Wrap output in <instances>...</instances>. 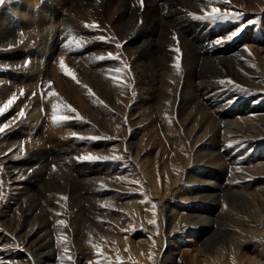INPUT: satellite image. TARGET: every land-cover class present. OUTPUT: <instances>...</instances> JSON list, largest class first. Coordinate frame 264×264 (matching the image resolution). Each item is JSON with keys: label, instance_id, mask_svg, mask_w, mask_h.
<instances>
[{"label": "rangeland", "instance_id": "374dc122", "mask_svg": "<svg viewBox=\"0 0 264 264\" xmlns=\"http://www.w3.org/2000/svg\"><path fill=\"white\" fill-rule=\"evenodd\" d=\"M80 1L85 9L78 14L76 24L84 26L89 37L83 40L79 55L91 59L86 65L88 72L100 63L111 64L109 81L101 77L99 80L94 77L93 82L83 78L85 64L78 65L83 70L76 84L79 90L75 87L71 94L76 97L70 96L68 100L61 91L57 92L61 107L56 114L67 115L68 120L53 121V102L49 99H43L44 105L36 108V113L39 109L43 112L42 120L33 117L32 107L27 105L22 108L12 105L0 114V127L8 126L0 133V262L264 264V170L261 169L264 167V0H205L202 6L194 7L199 9L187 13L191 21L226 31L225 35L219 33L216 37V41H226L215 43L216 50L223 52L219 54L229 55L225 50L231 47L239 52L236 64H217L206 75L212 78V93L220 96V104L226 111L236 112L231 118L253 114L257 119V124L247 131L233 126L235 129L230 134L225 132V119L214 115L222 133L218 137L212 132L199 137L197 129L188 133V127L193 126L181 121L180 111H188L191 104L184 97L189 63L185 47L191 41H182V28L168 30L165 42L170 54L168 60L165 63L157 60L158 65L148 66V59L138 58L126 49L128 45L121 41L118 28L114 27L112 12L105 9L106 0ZM26 4L33 6L35 16L23 9ZM46 5L45 0H6L0 5V17L14 29L10 31L12 38L0 33V75H6L4 80L9 79L12 70H18L10 66V61L45 43L41 34L46 27L38 21L47 12ZM205 5L218 8L221 13L242 11L244 16L241 20L198 19L211 11ZM145 9L138 11L137 30L146 38L143 44H152L156 28L146 22ZM247 21L255 23L228 41L227 36ZM89 24H98L99 28L85 27ZM100 36L109 39L101 41ZM177 47L179 53L175 51ZM109 53L120 58H107ZM90 55L106 58L96 62ZM118 68L120 72L115 71ZM16 80V86L25 87L22 76ZM11 93L10 90L4 91V96L0 93V107L12 97ZM201 93L198 95L203 104ZM153 94L154 99L149 100L148 96ZM183 101L186 110H180ZM65 103L77 111L64 109ZM161 104L163 107H159ZM211 106H214L211 101L204 103V108ZM21 110L25 113L23 117L19 115ZM77 114L83 119H77ZM24 125L38 130L34 128L33 133L25 134ZM215 139L223 145L218 152L225 160L226 172L218 208L210 215L214 220L208 228V237H203L196 213L210 203L201 196L200 180L215 173L206 156L207 151L215 149ZM28 141H34V148L28 147ZM60 147H69V151L64 153ZM35 153L45 157L43 171H47L51 186L46 185L47 180L41 193L33 190V195H21L31 181L33 167L32 170L26 167L33 162L31 157ZM88 155L108 159L82 158ZM237 156L249 160L242 169L235 170L237 166L231 160ZM74 179L82 183L76 198ZM60 220L65 223H58ZM152 220L156 225L149 223Z\"/></svg>", "mask_w": 264, "mask_h": 264}, {"label": "bare ground", "instance_id": "6f19581e", "mask_svg": "<svg viewBox=\"0 0 264 264\" xmlns=\"http://www.w3.org/2000/svg\"><path fill=\"white\" fill-rule=\"evenodd\" d=\"M45 1L47 4L46 5L47 12H44L43 17L40 18V20L38 21L39 24L46 27L45 33L41 34L42 41L45 43H43V45H41L39 48L33 49L30 53L29 52L25 53L22 56L18 55V57H16L15 60L10 61L9 62L10 66L14 68H18V70H12L11 74L8 76L9 78L8 80H4V78H6L5 77L6 75L4 73H2L3 75H0V93L2 94L4 91L10 90L12 92L10 95L12 97L13 96L17 97L13 105H15L17 108H22L25 105H27L25 107H32L31 113L34 115L33 117H35L38 120L43 118L42 117L43 112L40 113L41 110L39 109L38 112L36 113V108L42 107L43 99L45 101L49 99L51 102H53V104L54 103L60 104L58 103L59 101L57 98L59 97V95L51 96L49 95V93L52 92L57 93L58 91H61V93L63 94L62 96H65L69 100L72 97L71 94L76 87L77 82L72 78H70L69 76H66L64 71L61 69L60 57H64L65 65L68 68L74 70L78 80L79 78L82 77V76L79 77V75L82 74L81 72L83 70V68L79 67L78 65L85 64L83 70L84 73L82 74L83 78L86 79L87 77V79H91L92 82L94 77H98V80L99 77L108 80L107 77L110 74L108 70L110 71L112 69V66L111 68H109L111 64L100 63L98 66H96V68L91 69L90 72H88L89 70H86L87 69L86 65L89 64L91 59L86 58V56L79 55V52H81L79 51L81 49V45L84 44L83 40L88 36L87 29L82 28L84 26H79V24L78 25L76 24L80 16V15L78 16V14L85 9L83 7L84 3H82L80 0H45ZM86 1L89 2V0ZM41 2L43 4V1ZM203 2L205 3V0H144V4L143 6H141L139 0H106L105 9L106 11L112 12V17H114V21H115L114 27L118 28L119 31L118 33L121 38V41L128 45V47L126 48L128 52L131 53L132 55L137 56L138 58L148 59V61L146 62L148 66H151L152 64L155 65L158 61L160 62L164 61L165 63V61L168 60V56L170 54L168 53V50L165 48L166 46L165 42L169 33L168 31L169 29L182 28L181 29L182 41L186 43L188 41H191L189 42L191 45L187 43V46L185 47L187 50V55H188L187 57L189 58L188 60L189 63L187 66L188 77L186 82V88L188 89L185 91L186 95H184L185 100L189 99L191 101V104L190 107L188 106L190 108L188 111L186 112L180 111V117H182L181 118L182 124L184 125L189 124L193 126V127L191 126L188 127V133L192 134L197 129L199 132L198 133L199 137L206 136V134H208L209 132H212V135L218 137L222 133L219 129V125L217 121L218 119L217 120L215 119V116L217 115L218 117L220 116L222 119H225L224 122L222 121L223 123L226 124L227 129L225 130V132H229L230 134H233L232 129L234 127L240 131L241 130L247 131L248 127L255 126L257 124V119L253 117V114L247 117L243 116L242 118H239V116L238 117L236 116L237 118H231L232 114L236 112L226 111L224 105L220 104L222 101L218 98L220 96L217 97L216 96L217 94L215 95V93H212L213 89L211 88V86L213 82L211 83L210 81L212 80V78L206 77V75H208L211 71L214 70V66H216L217 64L224 66L227 65L233 66L234 64H236L237 62L236 56L239 54V52L234 51L235 47H231L230 49L225 50L228 51L227 53H229V55L219 54L223 52H219L220 50L218 51L216 50V46H215L216 37L219 33L225 35L226 31L222 29L219 32V30L210 28L206 24H203L198 21L197 22L193 20L191 21L187 18V13H189L188 11L199 9L194 7H199L200 5L202 6ZM144 8L146 9L144 10L143 16L146 18L145 19L146 22L151 26H153V28H156V30L154 31L155 39L153 40L152 44H145V43L143 44L142 40L145 38V36L142 33L138 32L137 30L140 24L138 15L139 12L143 11ZM204 8L207 9L210 7L205 5ZM23 9L26 12H31L33 16L36 15L34 12V8L31 4H26L23 7ZM66 11H69L70 15H67ZM3 15H5L4 12ZM16 16L18 17V14H16ZM5 22L6 21L3 20L1 15L0 25L1 27L2 25L4 26V24L6 26L2 27L3 30L0 29V33L2 35L5 34L6 37L7 35H9V37L12 38L11 33L13 31L11 29H13V27L8 22L6 23ZM12 22L14 24L13 20ZM31 23H35V22H31ZM160 38L162 40L161 42H160ZM77 41L79 43H76ZM158 41L160 42V44L158 43ZM90 56L94 58L93 60L96 62L99 60L98 55L97 56L90 55ZM201 60L202 63L200 64ZM192 63L193 65H191ZM158 64L159 63H157L156 65ZM143 66L145 69L148 68L145 62ZM191 66H193V68ZM217 74L220 75L221 73L218 71ZM235 74H238V72H236ZM18 76H22L23 79H25L26 81L25 87H19L15 85ZM146 79L147 78H145V80ZM49 81L52 82L51 85L49 84ZM77 88L78 87H76V90L78 92L79 89ZM201 91H202L201 95L204 98V103L207 104L208 101H211L212 103H214V106H211L210 108L209 107L204 108V103L202 104L201 97L198 95L199 92ZM22 92L23 94H21ZM24 93L26 94L25 96ZM34 93L35 95H33ZM2 96L4 95L2 94ZM154 96H155L154 94L149 95L148 96L149 100L154 99ZM161 100H163V98ZM181 104L182 105L180 106V110L188 109L187 106L185 105V101H183V103ZM81 105L83 106L82 103ZM159 107H163V105L161 104ZM242 111L243 114L244 113L246 114L247 112L244 109ZM39 123L41 125L43 122H39ZM37 126H38V122H37ZM34 128L36 129V127L32 125H26L23 128V132H25V134L30 135L31 133H33ZM255 128H257V126ZM226 135L229 134L226 133ZM34 141L32 142L34 143ZM214 141L217 142V144L215 143V145L213 146L215 149L207 151L206 156L209 159L208 161L210 162L211 167L214 168L213 170H215L214 171L215 173H213L214 175L212 177L205 176V178L200 180L201 181L200 183H202L203 185V188H201L203 194L201 196L205 200H207L208 203H210V205L205 206L203 210H200L198 213H196L198 224L202 227L201 232L203 237H208V233H207L208 228H210L211 223L214 220V218L210 215L212 211H214V209L216 210L218 208L217 207V204H219L218 198H220L219 194L221 193L220 190L222 188L221 183L223 181V177L225 176V172H226L224 171L226 168L224 163L225 160L223 161L222 155L220 154V152H218V150L222 148L220 146L222 145V143L218 144L220 142L217 139H215ZM32 142L30 143L28 141L29 143L28 147H30L29 145H31V147L33 146L34 148L35 145ZM68 148L60 147L59 149L61 150L64 149L63 152L65 151L64 153H66L67 151H69ZM31 158L33 162L30 161V165H28L26 169H31L33 167L32 169L34 171L30 176L31 181L27 182V186L25 187V189L22 188L24 192H21V195L24 194L28 195L29 193H32L33 190H35L33 192L41 193L44 190L45 187L44 184L48 180L47 171H43L45 167L44 155L41 153L38 154L35 153ZM248 160H249L248 157L242 156L241 158L239 157L233 158L231 162L235 166H237L234 167V169L236 170V169H242L243 167L242 165H245V163H247ZM261 169L264 170V167H261ZM44 173L47 175H44ZM75 179L72 181L73 182L72 184H73V194H75V198H76V195H78L77 194L78 189H81L79 188V186L82 183L80 180H75ZM50 181L48 180L49 184L47 183L46 185L51 186ZM194 259H197L196 256L194 257ZM206 259L208 261L210 260L208 258Z\"/></svg>", "mask_w": 264, "mask_h": 264}, {"label": "snow or ice", "instance_id": "6c2138e0", "mask_svg": "<svg viewBox=\"0 0 264 264\" xmlns=\"http://www.w3.org/2000/svg\"><path fill=\"white\" fill-rule=\"evenodd\" d=\"M6 3V0H0V5H3ZM139 3L141 6H143L144 4V0H139ZM244 16V13L241 11V12H223L221 13L220 10L218 8H215L213 7L211 9L210 12H206L205 15L203 16H200V17H197L198 19H203V20H229V19H234V20H241L242 17ZM255 23V21H247L243 27H237L234 31H232L228 36H227V40L230 41V40H233L234 38L238 37L244 30V28H246L249 24H253ZM86 27L88 28H99V25L98 24H89V25H86ZM109 39V37H106V36H100L99 37V40L101 41H104V40H107ZM226 41L223 40V39H217L216 43L217 44H222V43H225ZM76 43H79L78 41ZM117 47H122L121 44H117L116 45ZM175 51L177 53L180 52V49L177 47L175 49ZM106 57L104 56H100L98 57V59L100 60H103L105 59ZM107 58H111V59H119L120 57L119 56H115L113 55L112 53H109L108 54V57ZM180 58L179 56L177 57V63H176V67L177 69L180 68V62H179ZM60 61H61V69L64 71L65 75L66 76H69L70 78H72L73 80H75L77 83H79L80 81L77 79L76 77V74L74 72V70L68 68L65 63H64V57H60ZM125 68L128 67L127 64L124 65ZM116 72H120L121 69H116L115 70ZM116 79H119V77H115ZM231 82V81H229ZM51 81H49V84L51 85ZM87 87V86H85ZM23 94V92L21 93ZM94 95V93H92ZM35 95V93L33 94ZM49 95L51 96H57L58 94L55 93V92H52V93H49ZM17 99L16 96H13L12 98H10L7 103H5L2 107H0V114H3V112H5L6 110H8L12 105L13 103L15 102V100ZM61 105L59 104H53L52 105V108H53V116H52V119L54 122H60V121H64V120H68L70 119L69 116L67 115H57L56 114V110L58 108H60ZM64 109H67L73 113H75L77 110L75 108L72 107V105L70 104H63L62 106ZM19 115L21 117H23L25 115L24 111L21 110V112L19 113ZM77 119H83V117H80L78 114H77ZM8 126L7 125H4L3 127H0V133L4 132L5 129L7 128ZM74 136L76 134H73ZM81 139H85L84 137H81ZM91 139H97V137H91ZM83 159H87V160H102V159H108L107 157H96V156H92V155H88V156H85V157H82ZM66 199V198H65ZM153 208H155V205H153ZM58 223L60 224H64L65 222L63 220H60L58 221ZM149 223L153 224V225H156V221L155 220H152V221H149ZM67 251V250H66ZM0 264H2V262H0Z\"/></svg>", "mask_w": 264, "mask_h": 264}]
</instances>
